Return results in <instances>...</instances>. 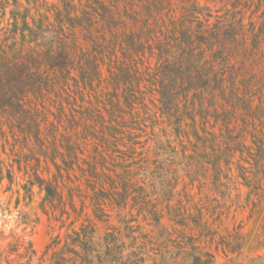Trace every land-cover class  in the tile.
<instances>
[{
  "label": "trees",
  "instance_id": "1",
  "mask_svg": "<svg viewBox=\"0 0 264 264\" xmlns=\"http://www.w3.org/2000/svg\"><path fill=\"white\" fill-rule=\"evenodd\" d=\"M217 4L0 0V135L15 140L0 182L14 183L17 165L30 195L38 186L44 208L65 212L83 182L98 212L109 200L129 210L127 226L136 210L167 237V219L185 226L161 205L173 181L253 172L242 162L264 161V0ZM143 173L160 182L156 198ZM73 225L62 249L60 234L47 247L54 264H103L125 249L89 218Z\"/></svg>",
  "mask_w": 264,
  "mask_h": 264
},
{
  "label": "rangeland",
  "instance_id": "2",
  "mask_svg": "<svg viewBox=\"0 0 264 264\" xmlns=\"http://www.w3.org/2000/svg\"><path fill=\"white\" fill-rule=\"evenodd\" d=\"M199 1L213 10L219 7L218 0ZM256 8L253 5L247 10L246 22L253 17ZM159 130L157 127L156 131ZM147 137L144 136L143 140ZM14 145L12 137L6 141L0 135L1 160H10ZM24 151L28 152L27 149ZM242 164L253 172L243 177L233 165L234 172L219 180L212 176L197 180L182 176L173 181V188L167 191L168 201L158 194V198L162 197L161 205L169 207L166 211L185 218V226L172 219L166 220L167 237L161 227L144 220L136 210L135 219L127 226L123 218L129 210L121 209L109 200L104 203L103 213L98 212L92 200L94 192L83 182L82 197H76V212L69 205L67 212L62 207L44 208V192L35 186L34 194L30 195L24 187L27 179L24 170L19 171L15 165V182L10 183L8 178L0 182V264H54L52 253H47L52 239L60 234L63 240L58 248L62 249L72 223L80 228L88 218L96 224L100 238H104L107 232L117 231L120 238L123 234L119 245L125 249L121 250V256L103 264H264V161L260 165L245 161ZM76 175L80 172L77 171ZM147 175H141V181L145 183L140 185L150 184L149 190L156 198L154 192L161 187L160 182L153 183L152 177ZM110 183H107L108 188ZM127 218L132 219L130 214ZM151 235L154 238L149 242L146 237ZM141 244H146V250L143 254H136ZM195 256L200 259L196 260ZM93 264L100 262L96 259Z\"/></svg>",
  "mask_w": 264,
  "mask_h": 264
}]
</instances>
